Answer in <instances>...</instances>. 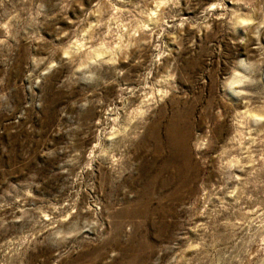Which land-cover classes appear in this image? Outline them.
<instances>
[{"label": "rangeland", "instance_id": "obj_1", "mask_svg": "<svg viewBox=\"0 0 264 264\" xmlns=\"http://www.w3.org/2000/svg\"><path fill=\"white\" fill-rule=\"evenodd\" d=\"M0 264H264V0H0Z\"/></svg>", "mask_w": 264, "mask_h": 264}, {"label": "bare ground", "instance_id": "obj_2", "mask_svg": "<svg viewBox=\"0 0 264 264\" xmlns=\"http://www.w3.org/2000/svg\"><path fill=\"white\" fill-rule=\"evenodd\" d=\"M175 122H172L170 125H169V130H168V134H169V141H170V143H172L173 145H175L176 144V141L173 139L174 138V133H175ZM178 130H181V129H178ZM186 132H187V130H186ZM180 133V132H179ZM177 138H179V137H177ZM181 138V137H180ZM184 138V137H183ZM189 138V137H188ZM180 140V139H179ZM187 141H188V139L185 137L184 138V143H187ZM183 142V141H182ZM183 143V144H184ZM181 144V143H180ZM184 148H185V146H183ZM182 147V148H183ZM181 150V149H180ZM185 152V155H186V158L185 159H187V157H189L190 158V152H189V149H183ZM181 152V151H180ZM182 154H183V152H182ZM167 163V162H166ZM176 163V162H175ZM182 163V162H181ZM181 163H179V167H180V171L181 172H184V170H185V167H187L186 165H184L183 163L181 164ZM186 163V162H185ZM187 164V163H186ZM170 165V164H169ZM166 167H167V165H166ZM180 172V173H181ZM186 173V172H185ZM179 176V175H178ZM177 176V177H178ZM181 176V175H180ZM156 178H157V176H156ZM182 178V177H181ZM184 178V177H183ZM190 178V177H189ZM153 182V181H152ZM185 182V181H184ZM166 184V183H165ZM154 185V184H153ZM164 185V184H163ZM154 189V188H153Z\"/></svg>", "mask_w": 264, "mask_h": 264}]
</instances>
